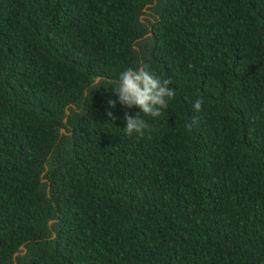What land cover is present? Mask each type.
Wrapping results in <instances>:
<instances>
[{"label": "trees", "instance_id": "16d2710c", "mask_svg": "<svg viewBox=\"0 0 264 264\" xmlns=\"http://www.w3.org/2000/svg\"><path fill=\"white\" fill-rule=\"evenodd\" d=\"M0 264H264V0H0Z\"/></svg>", "mask_w": 264, "mask_h": 264}, {"label": "clouds", "instance_id": "9594fccd", "mask_svg": "<svg viewBox=\"0 0 264 264\" xmlns=\"http://www.w3.org/2000/svg\"><path fill=\"white\" fill-rule=\"evenodd\" d=\"M171 79H161L155 73L147 70V67L132 69L127 68L119 74L115 86L112 88L118 97V102L126 108L136 107L140 111L135 117L125 113V133L132 136L133 133L142 136L144 131L149 128L147 122L141 117L140 113L158 117L161 111L168 107V102L175 98L176 92L169 85ZM110 107H115L116 101L109 100ZM203 100L197 99L193 103V110H202ZM107 116L113 118L111 112ZM196 121L193 120L187 127L191 128Z\"/></svg>", "mask_w": 264, "mask_h": 264}, {"label": "water", "instance_id": "95a60500", "mask_svg": "<svg viewBox=\"0 0 264 264\" xmlns=\"http://www.w3.org/2000/svg\"><path fill=\"white\" fill-rule=\"evenodd\" d=\"M68 113V112H67ZM66 122V119L64 120ZM61 132H64V129L61 130ZM21 250H23V253L25 252V247L21 246ZM16 256V255H15Z\"/></svg>", "mask_w": 264, "mask_h": 264}]
</instances>
